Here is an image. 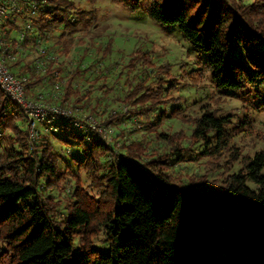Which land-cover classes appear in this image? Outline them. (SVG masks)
<instances>
[{"label":"trees","instance_id":"16d2710c","mask_svg":"<svg viewBox=\"0 0 264 264\" xmlns=\"http://www.w3.org/2000/svg\"><path fill=\"white\" fill-rule=\"evenodd\" d=\"M34 1L40 12L33 20V46L53 32L59 33V40L70 37L92 21L73 0ZM117 1L136 11L144 0ZM149 7L153 19L178 27L196 52L205 53V68L216 88L245 93L248 87L263 86L258 94L264 106V0H151ZM23 63L11 68L18 75L29 72L27 89L63 69L53 64L39 77L35 64L30 68ZM144 63L152 66L151 60ZM168 69L161 65L158 70ZM70 94L69 88L65 97ZM131 96L127 92L122 97L130 120L155 132L156 146L148 148L142 138L123 145L126 152H121L97 131L75 127L71 119L57 116L56 125L43 122L52 134H61V141L63 126L87 139L83 149L64 151L78 155L74 161L86 168L90 183L84 186L78 175L73 184L64 177L61 152L46 135L30 144L25 115L0 90V264H264V151L245 162L246 171L227 176L222 172L223 190L215 179H207L226 165L218 162L202 176L192 174V187L177 186L160 164H168V151L180 153L173 160H181L193 143L184 142L182 130L169 134L158 130V121L145 122L148 116L142 118L144 111L136 108ZM85 102L98 113L101 99ZM202 107L206 111L195 119L191 137L209 143L206 132L217 130L215 149L207 146L200 152L205 155L228 144L223 126L230 119L220 108ZM122 116L116 111L106 121L118 122ZM249 117L245 115L240 125L253 133ZM232 155L230 165L238 160L237 152ZM248 179L257 188L249 187ZM101 230L107 252L93 245Z\"/></svg>","mask_w":264,"mask_h":264},{"label":"rangeland","instance_id":"374dc122","mask_svg":"<svg viewBox=\"0 0 264 264\" xmlns=\"http://www.w3.org/2000/svg\"><path fill=\"white\" fill-rule=\"evenodd\" d=\"M73 2L77 10L86 14L87 18H92V21L88 26L80 27L76 34L70 37L65 35L66 40H59V33L53 32L47 41L42 40L43 49L33 46V65L37 60L44 61L47 57L50 59H47L45 70L33 67L36 76L48 74L50 65L63 67L62 71H53L50 77L28 88L29 90L26 88L28 77L24 88L25 97L33 102V108L56 107L91 124L95 122L107 142L121 152H126L123 145L142 138L144 143L148 142V148L156 146L158 140L155 132L151 133V130L135 118L133 121L130 120L129 109L124 105L122 97L127 92L131 93L136 108L144 111L142 118L148 116L145 122L158 121V130H164L169 134L182 130L183 139L187 138L184 142L193 143L187 154L183 152L181 160H173L180 153L171 155L168 151V164H160L165 169L164 172L172 175V183L184 188L192 187L191 184L188 185L192 174L202 176L210 165L218 162L219 166L226 165L212 171L207 179L208 181L215 179V184L223 190L225 184L222 172L227 176L241 169L246 171L245 162L250 161L257 152L264 151V106H260L263 97L258 94L263 90V86L248 87L245 93L239 91L223 93L224 91L216 88L205 68L207 60L205 53L196 52L178 27L164 25L153 19L149 7L151 0H144L141 8L136 11L124 8L117 0ZM135 58L139 61H135ZM147 60H151L150 68L144 63ZM22 61L24 63L21 65L29 62L21 58L18 62ZM131 61L135 63L131 64ZM154 65L159 68L161 65H168L169 69L162 72L158 70L159 68L155 70ZM11 70L17 71L12 68ZM24 74L26 73L20 75ZM69 88L71 94L65 97ZM106 90H109V93L104 96ZM96 98L101 99L98 103V113L90 111L85 105V99L95 104ZM208 105L220 108L221 113L228 115L230 122L224 123L223 126L228 144L219 146L217 152L200 155L207 146H210L211 151L215 149L216 129L210 128L206 132L209 143L203 137H191L195 119L206 111L202 106ZM147 108L149 110H146ZM116 111L124 115L120 121L113 123L106 121L108 116L111 118ZM102 112L105 113L102 115ZM247 114L255 127L253 133H248L245 131L246 127L240 125L242 118ZM50 121L55 125L60 123V119L57 118L47 120L46 123ZM43 125L42 123L38 126L39 134L46 135L54 149L61 152L59 164L65 172L64 177H68L73 184L76 180L74 176L78 175L83 185L87 186L90 178L86 176V168H80L79 162L74 161L75 155L64 152L67 148L73 147L72 151L75 152L83 149V145L88 144L87 139L78 135L76 129L62 125L61 141L59 137L61 134H52L51 130ZM26 128L27 140L30 142L31 132L29 127ZM234 151L238 153L236 156L238 160L230 165L228 161L233 160ZM79 155L82 156L80 153ZM262 173L264 174V168ZM246 183L253 189L257 188V184L251 179ZM93 193L98 195L96 191ZM105 238L103 230L93 237V245L103 252L108 251Z\"/></svg>","mask_w":264,"mask_h":264},{"label":"built area","instance_id":"2783aa9c","mask_svg":"<svg viewBox=\"0 0 264 264\" xmlns=\"http://www.w3.org/2000/svg\"><path fill=\"white\" fill-rule=\"evenodd\" d=\"M39 12V6L33 0H0V90L12 104L25 113L27 127L32 137L30 144L35 142L40 135L38 126L57 116L67 120L71 119L75 127L97 131L104 137L102 130L95 125V122L91 124L81 118L68 115L56 107L36 106L33 108V102L25 97L24 88L29 72L17 76L11 67L21 58L29 60L26 63L33 68V20ZM42 46L41 39H37L35 47L43 49ZM47 59L49 58L35 62L38 70L46 69Z\"/></svg>","mask_w":264,"mask_h":264}]
</instances>
